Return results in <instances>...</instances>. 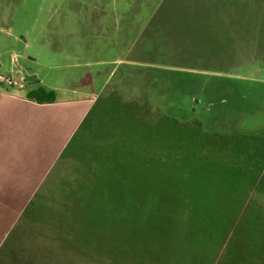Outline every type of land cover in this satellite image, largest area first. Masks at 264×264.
<instances>
[{
    "label": "rangeland",
    "instance_id": "obj_1",
    "mask_svg": "<svg viewBox=\"0 0 264 264\" xmlns=\"http://www.w3.org/2000/svg\"><path fill=\"white\" fill-rule=\"evenodd\" d=\"M18 65L25 88L0 89L93 98L117 164L155 150L165 200L153 222L112 205L63 224L87 166L59 155L0 264H264V0H0V76Z\"/></svg>",
    "mask_w": 264,
    "mask_h": 264
},
{
    "label": "crops",
    "instance_id": "obj_2",
    "mask_svg": "<svg viewBox=\"0 0 264 264\" xmlns=\"http://www.w3.org/2000/svg\"><path fill=\"white\" fill-rule=\"evenodd\" d=\"M17 71L23 73L19 65ZM93 101L42 104L0 89V232L9 231L33 199Z\"/></svg>",
    "mask_w": 264,
    "mask_h": 264
},
{
    "label": "trees",
    "instance_id": "obj_3",
    "mask_svg": "<svg viewBox=\"0 0 264 264\" xmlns=\"http://www.w3.org/2000/svg\"><path fill=\"white\" fill-rule=\"evenodd\" d=\"M27 97L42 104L57 101L54 91H47L42 87L28 92ZM132 107L136 109V106L133 105ZM91 110L92 107L60 154L61 159H75L85 162L87 166L81 182H76L73 190L68 193L70 203L67 204L66 212L60 215L63 218L62 223L67 225L71 218L70 215L75 212H80L76 219L81 220L83 213L92 212L97 206L112 207V205L125 210L128 206H135L137 209L145 207V209L142 208L141 210L147 211L146 220L153 222L151 220L152 216L148 215V213L165 200L156 196L160 162L155 150L154 152L147 153V156H145L146 153L144 157L138 156L137 160H135L136 164H132L131 166L117 164L116 157L111 156L109 149L111 137L107 133L102 134L96 126L86 128L85 123ZM151 110L149 106L144 111L149 116ZM148 118L151 119V116ZM145 119V117L135 116H132L130 119V132L131 134L133 133V141L137 144L140 143V140L137 137L136 125L142 127V124L145 122L147 129L150 127V121ZM135 122L137 123L136 125L134 124ZM99 131L101 134H99ZM125 132H127L125 129L121 131V135ZM147 136H149L147 137L148 144L154 148V136L149 131ZM98 142H102L100 144L102 146L96 145ZM88 153H91V155L89 156ZM139 160L141 161L139 162ZM97 194H102L103 196ZM39 196L37 193L29 202L23 216L34 218L36 214L42 212L43 207L39 201ZM168 201L172 202L171 199H168ZM177 202L174 201L172 203L176 204ZM120 219L121 214H118L115 220L118 221Z\"/></svg>",
    "mask_w": 264,
    "mask_h": 264
},
{
    "label": "built area",
    "instance_id": "obj_4",
    "mask_svg": "<svg viewBox=\"0 0 264 264\" xmlns=\"http://www.w3.org/2000/svg\"><path fill=\"white\" fill-rule=\"evenodd\" d=\"M18 71L15 70V75L17 76H9V75H2L0 76V80L2 85L8 88H17V89H24V79L18 77Z\"/></svg>",
    "mask_w": 264,
    "mask_h": 264
}]
</instances>
